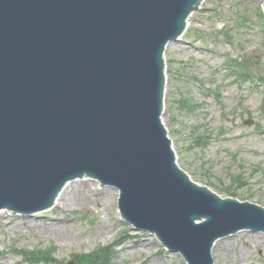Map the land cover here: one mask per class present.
Wrapping results in <instances>:
<instances>
[{"label": "water", "instance_id": "1", "mask_svg": "<svg viewBox=\"0 0 264 264\" xmlns=\"http://www.w3.org/2000/svg\"><path fill=\"white\" fill-rule=\"evenodd\" d=\"M200 1L0 0V212L46 210L90 177L189 264H214V244L241 230L264 232V206L180 167L163 120L165 51Z\"/></svg>", "mask_w": 264, "mask_h": 264}, {"label": "rangeland", "instance_id": "2", "mask_svg": "<svg viewBox=\"0 0 264 264\" xmlns=\"http://www.w3.org/2000/svg\"><path fill=\"white\" fill-rule=\"evenodd\" d=\"M263 2L204 0L192 12L186 32L166 49L164 121L178 162L194 181L224 198L264 206ZM240 55L257 74L251 82L234 71ZM70 183L66 207L0 212V264L81 262L83 254L109 244L113 264H187L155 234L121 218L116 188L87 177ZM221 241L227 243L214 248L215 264H264V232L241 230ZM41 252L53 260H36Z\"/></svg>", "mask_w": 264, "mask_h": 264}, {"label": "trees", "instance_id": "3", "mask_svg": "<svg viewBox=\"0 0 264 264\" xmlns=\"http://www.w3.org/2000/svg\"><path fill=\"white\" fill-rule=\"evenodd\" d=\"M247 21V20H246ZM238 64L235 65V68L237 69ZM243 75V73H240ZM255 72H252V77H255ZM37 250L36 252H38ZM113 255H114V249L111 247V245L102 246L100 249L91 252V253H85L81 257V262L79 264H112L113 263ZM36 260H45V261H52L53 259L50 256H47L46 253H39V255H36Z\"/></svg>", "mask_w": 264, "mask_h": 264}, {"label": "bare ground", "instance_id": "4", "mask_svg": "<svg viewBox=\"0 0 264 264\" xmlns=\"http://www.w3.org/2000/svg\"><path fill=\"white\" fill-rule=\"evenodd\" d=\"M78 184H80V183H78ZM70 186H72V184L70 183V182H68L67 183V185L63 188V190L60 192V194H59V196H58V198H57V200H56V202H55V205L56 206H63V207H66V204L64 203V201L62 200V198H63V196H66V192H67V190L70 188ZM77 187H81V186H77ZM50 230L51 231H55V230H57V227L55 226V224H52L51 226H50ZM225 243H227V242H225V241H218L216 244H215V249L216 248H219L220 246H222L223 244H225Z\"/></svg>", "mask_w": 264, "mask_h": 264}]
</instances>
